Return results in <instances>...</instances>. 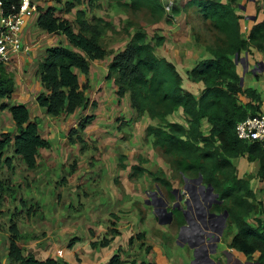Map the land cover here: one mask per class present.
Instances as JSON below:
<instances>
[{
    "label": "trees",
    "instance_id": "16d2710c",
    "mask_svg": "<svg viewBox=\"0 0 264 264\" xmlns=\"http://www.w3.org/2000/svg\"><path fill=\"white\" fill-rule=\"evenodd\" d=\"M6 4L20 0H4ZM55 5L38 7V28L47 33L63 35L66 41L50 46L39 64V73L45 91L37 96L40 106L52 116L63 112L73 114L79 109L96 107L97 101L86 94V85L80 81V73L89 74L92 61L111 55L105 36L109 31L117 33L114 23L101 15L89 17L87 6L97 0H53ZM100 1V0H99ZM136 16L145 13L146 23L128 17L123 31L128 36L124 47L118 49L108 65V79H113L118 98L128 97L137 118L149 116L152 122L145 129V136L152 147L166 157V162L178 176L196 178L203 175V182L211 184L222 201L220 210L228 209V228L237 232L231 247L244 252L256 264H264V221L255 226L249 221L252 212L261 213V201H257L252 189V174L238 175L234 159L247 156L249 161L259 160L260 169L255 175L264 182V140H246L238 134V124L262 110L263 98L255 87L241 84L239 59L244 52L264 51V19L257 21L249 33L244 34V16L239 13L241 3L247 0H172L171 13L164 0H107ZM64 3V11H75L74 20L58 14V4ZM87 6H83L84 3ZM256 3V2H255ZM262 6H259V9ZM260 10H264L263 8ZM186 14L191 25L194 42L205 46L207 56L198 60L185 76L178 64L160 50L169 38L160 23L174 24L180 14ZM149 27L153 37H150ZM86 82H89L87 79ZM192 83H202L199 94L190 88ZM193 87V86H191ZM195 87V86H194ZM15 90V78L7 65L0 63V110L9 106L2 101L11 98ZM16 131L0 135V175L5 165L10 166L13 156L7 151L13 147L30 168L37 167L42 148L51 142L40 133L39 124L32 120L29 108L24 104L10 106ZM182 112L183 121L171 120L170 115ZM95 114H87L79 121L78 131L93 123ZM130 122H134V118ZM209 124V130L205 126ZM78 131L72 130L70 138ZM77 138L82 142L83 136ZM83 146H85L83 144ZM126 155H120V165L125 168ZM149 162L139 155L132 165L131 175L141 178L149 174L158 187H165L173 194V179L165 167ZM157 166V172L155 170ZM161 166V167H160ZM9 180L0 178V201L11 190ZM264 188V186H263ZM4 193V194H3ZM115 226V221H112ZM9 260L18 264H70L54 257L46 259L25 255L19 243L16 223H12ZM113 233L120 231L113 227ZM146 232H138L129 243L144 240ZM105 239L104 243H110ZM143 242L141 241V244ZM257 256L256 258L254 256ZM125 262V261H124ZM116 254L111 264H123ZM134 263V262H132ZM143 264H149L144 261Z\"/></svg>",
    "mask_w": 264,
    "mask_h": 264
},
{
    "label": "crops",
    "instance_id": "0c3cea01",
    "mask_svg": "<svg viewBox=\"0 0 264 264\" xmlns=\"http://www.w3.org/2000/svg\"><path fill=\"white\" fill-rule=\"evenodd\" d=\"M238 12L244 16L242 22L245 30L244 34H246V36L255 23L253 19L254 16L256 17V15H258L257 21L264 19V10L259 9L258 11L254 1H248L246 5L241 3ZM37 17L38 11L25 27V41L28 43H32L33 40L35 41L32 48L28 52H22L13 62L7 64L8 70L13 73L15 78V90L11 98L2 99V101H5L10 105L0 110V135L3 132L10 131L14 133L16 131L10 106L14 104H24L29 108L32 120L37 121L39 124L40 133L44 137L48 138L51 142V146L49 148H42L41 152L48 151L54 147L57 148L58 145L61 144L59 148L63 152V155H67V152L75 155H65L64 159H59L57 163H55V161H47L48 167L45 172L46 175H51V183L54 182L53 185L55 187V191L53 192V186L49 185L46 187V189H50V192L46 191V193H44L41 190L39 191L41 196H35L33 191H37L39 189L38 184H34L33 188H29V190L21 193L19 185L23 188L24 186L27 187L26 184L24 185L23 182L20 181L17 182L16 184L18 185H16L15 182L17 181L16 172H18V170L29 172L30 170L34 171V169L37 167L30 169L18 154H14L13 147L7 151L8 156H13L12 163L10 166L5 165L0 178H10L9 182L11 183V190L5 193L3 197L4 200H6L7 196H12L15 197L19 202L15 205L11 216L8 217L10 224L7 225V230H4L5 234H0V239L2 240V243H0V254L2 255L0 256V264H18V262L10 261L8 257L10 237L14 233V230L12 229L13 222L16 223L19 243L22 247H24V254L34 255L37 258L46 259L48 257H54L60 262H68L70 264H111V259L113 256L119 254L123 262L125 261L123 264H143L144 261L148 262L149 264H199V262L202 261L201 258H203L202 253L199 252L201 247L200 243H190L186 240H184L183 243H171L167 246V253L169 254L165 253L166 251L162 249V247H160L162 250L161 254H158V252L155 250V246H159V244L162 245V243H129V238L134 233L131 228L126 229L124 227H118L117 223L121 220H124L122 217L120 219L118 218V216H121L117 211L120 208V203L116 202L118 199L115 200L113 198L112 200L107 201L108 203L106 205L100 206V203L98 202L99 198H102V200L105 199L97 190V175L94 176L93 170L89 171V168H87L89 164L81 163L80 153L86 150L87 146L77 143L78 151L74 152V144H71V146L67 147L63 146L62 141H56L57 139L61 140L59 138L60 134L66 135V133H63L64 126L65 124L69 125L70 123L66 122V118L68 117L67 115V117L64 116L65 114H62V116L60 115V117L52 116L47 112L46 108L40 106L37 101L38 94L41 91H45L41 83L38 68L40 62L44 60L47 55V49L50 47L47 45L45 48L41 47V41L36 39V36H34V32H36L35 30L38 28ZM158 26H161L164 30L167 28L170 31L173 30L172 32H174V37L172 38L175 41H170L169 39L166 43L168 46L165 45L161 52L173 59L178 64L179 69L184 73L192 68L198 60L207 56L205 46L194 42V35L191 31V26L186 21V14L182 13L178 15L174 24L172 25L164 22L160 23ZM31 30L33 31L28 34ZM42 32L45 33V35L43 34L44 36L53 35L54 37H60V41H66L63 35L47 33L44 31ZM177 38L188 39L186 46H189L188 48L190 49L179 45V40L181 39ZM171 42L174 44L170 46ZM172 47L174 48V51ZM177 50H185V53H180V51ZM114 55L115 53L113 52L111 55L106 56L105 59L100 61L93 60L96 61V63L92 61V67L89 73L90 75L86 77V80L93 79L92 81L94 85L91 82V86L93 88L97 82H103L101 84L103 88L100 86L102 88L101 91L104 90V87L109 85L108 89H112V92L115 93V84L113 79L107 78L108 65ZM242 57L246 58L249 62V69L245 74L242 63L238 65L241 75L244 76V83L246 86L255 87L259 90L263 98L262 108H264V71H258V73L253 72L254 68L259 69L263 67L261 62L264 61V51L254 50L251 53L244 52ZM97 70L105 72V80L102 81V79H99L100 73ZM33 73L35 74L32 78ZM191 86L190 88H194L195 90H193L197 94H199L204 88L202 83H192ZM17 91L20 93H17ZM115 97L117 102L116 93ZM78 111L71 114V116L69 115L71 120H76L75 114H77ZM172 115L169 116L170 119ZM204 126L206 130H209V124ZM57 127H59V132H57ZM119 133L122 134V132ZM103 134L106 133L104 132ZM67 135L70 136V132ZM87 135L95 141L96 139L94 137L96 135L97 138L99 136H103L101 133L91 134L90 132H88ZM122 136L123 134L121 137ZM129 137L132 138L133 134H131ZM140 138L142 139V135ZM74 140V142L80 141L77 136L74 137ZM141 144L142 142L140 141L139 145ZM64 147L67 148L65 149ZM123 155H126L127 158V160H124V164L126 165L129 158L127 154ZM139 155L140 153L138 156ZM72 157L74 158L71 160ZM111 158H113V155ZM115 158L117 161L111 163L110 169H112V165L114 164L115 168L118 169L115 170V172L118 173L119 171L118 174L120 177L123 170H125L126 173H131L132 165L135 164L134 162L127 164L126 167L123 168L120 165V156L119 160L117 156ZM38 163L40 164V161ZM234 163L238 168L239 176H244L246 174L256 175L261 165L259 160L249 161L247 156L235 158ZM160 165L165 167V165ZM105 168L107 169L106 166ZM120 171H122L121 175ZM146 176L147 173L141 178H145ZM255 178L260 186V189L258 190H261L264 193V182L259 180V178L256 176ZM254 181L252 183V187L254 185ZM254 192L256 193V199H260L264 210V198L258 196L255 189ZM143 199L145 201V204H143L146 205V198ZM3 203L5 204L4 201ZM37 203L39 205L38 209L34 208L35 204L37 206ZM136 209L130 205L126 210H124L125 212L122 215H129V218H135V216L131 214L137 212L135 211ZM263 215L264 211L259 216H256L255 221L263 219ZM148 216L149 219L152 218L151 214H147V217ZM24 217H26V219H24ZM41 218L47 219L40 220ZM113 218L116 219L115 226H112L111 222L114 220L110 221V219ZM157 219L159 222V218ZM20 220H25L27 230H24V225L21 224ZM44 224H47V228H45ZM103 227L104 230L101 232V228ZM113 227L117 228L120 232L113 233L111 231ZM41 228H43L44 231L42 230V232H39ZM95 232L96 234H94ZM29 233H31L33 236L31 243H28V241H30V238H28ZM43 233V238H37ZM175 236L177 237V234ZM104 239H111L110 243H104ZM4 240H6L7 243H3ZM137 248H140L139 251H136ZM219 248H221V250H227V258H223L224 264H231L230 259L235 260V258H237V260L242 264H256L255 259L251 260L248 257H245L241 252H237L235 248L231 247L230 242L219 243ZM148 253L151 254L150 257H148ZM223 256L224 254L218 251L217 253H213L211 256H209L208 259L212 260L213 258L215 263H217L216 261ZM254 257L256 258L257 256L255 255Z\"/></svg>",
    "mask_w": 264,
    "mask_h": 264
},
{
    "label": "rangeland",
    "instance_id": "374dc122",
    "mask_svg": "<svg viewBox=\"0 0 264 264\" xmlns=\"http://www.w3.org/2000/svg\"><path fill=\"white\" fill-rule=\"evenodd\" d=\"M34 1L37 4V8L38 7L47 8L50 5L56 4V2L53 0H34ZM63 1H66V0H63ZM164 1L168 7L170 1L172 0H164ZM248 1L256 2L257 8L259 6H262L260 9L262 8L264 9V0H247V2ZM58 5L59 6H58L57 12L59 15H62L71 20H74L75 11L77 8H74L72 12H65L64 3L62 2ZM87 5H88L87 2L83 4V6H87ZM172 5H173V2H172ZM87 11H88V15L90 18L93 17V15H101V16L106 17L112 23H114L115 28L118 30L117 33H114L113 31H109L108 34H106L105 36V40L107 42L106 45L110 49V54L113 52H116L118 48H122L126 44L128 36L125 35L126 33L122 29L128 17L131 16L142 23L148 22L147 16L145 13L134 16L131 13L125 11L122 7H119L118 5L108 2L107 0L95 1L93 5H90L89 7L87 6ZM168 11L171 13V8H168ZM167 29L163 30L164 33L168 36L170 41L171 40L175 41L172 38L174 37V32H172L173 30L170 31L169 29L168 30ZM33 30L29 31L28 34H30V32H32ZM149 30H150V34H149L150 37H153L154 34L152 32L153 31L152 28L149 27ZM35 31L36 32H34L35 33L34 36H36V39H39V41H41V44H40L41 47L45 48L46 45L47 46L58 45L61 42H64L63 40L60 41V37H54L53 35L44 36L45 33H43L42 32L43 30L39 28H37V30ZM191 31H192V28H191ZM177 39H181L179 40L180 41L179 45H181L184 48L190 49L188 48L189 46L188 47L186 46L188 39H183V38H177ZM32 43H35V41L33 40ZM172 44L174 43L171 42L170 46ZM166 46H168V44H166ZM172 49L174 51L173 47ZM177 51H180V50H177ZM181 52L185 53V50L180 51V53ZM93 62L96 63V61H93ZM97 71L100 73L99 79H102V81L105 80L106 79L105 72H102L101 70H97ZM34 74L35 73L32 74V78ZM184 74L185 76H187V73H184ZM89 75L90 74L86 75V74L80 73V81L83 85L87 86V88H85L86 94L90 97L91 100L97 101V105L96 107L93 108L90 104L87 111L80 109L77 112V114H75L76 120L74 119L71 120L70 119L71 114L63 112V114H65L64 115L65 117L68 116L66 118V122L70 123L69 125L65 124L63 133H66L67 135L70 132V135H71L72 130L78 131L77 128L79 127V121L83 117H85L87 114H95L94 121L93 123L88 125L85 128V130L78 131V134H73V137H76L77 135L79 137V134H82L83 136L82 142L80 141L74 142L70 138L69 135L66 136L64 134H60L59 138L61 140L57 139L56 141L57 142L62 141L63 146H67V147L71 146V144L72 145L74 144L73 145L74 152L78 151L77 143H79L80 145L84 144L85 146H87L86 150H84L85 152L83 151L80 153L81 163L89 164V166L87 167L89 168V171L93 170L94 176L97 175V182H96L97 190L102 194L103 198L105 199V200H102V198H99L98 202L100 203V206L106 205L108 203L107 201L112 200L113 198L115 200L118 199L119 202L118 200L116 202L120 203V208L117 211L121 215L120 217L118 216V218L119 219L121 217L124 218V220H121L117 223L118 227H124L126 229L131 228L134 234L145 231L147 233V235L145 236V239L136 240L135 243H141V241L143 243H148V242L162 243V245L161 244H159V246L156 245L155 250L159 254L160 251H162L160 247H162V249L166 251L165 253H167L168 245H170L171 243H179L177 242V237L175 236L178 232L179 226L181 225V223L183 222L186 223L189 220L188 215L185 212H183V210L180 209L179 205L177 204L179 201V198L181 196H186V195L190 197L191 196L190 187L192 185H196L198 188L200 187L203 188V186L201 185L200 182H195L191 180V178L188 176L187 177L178 176V174L174 170H172L171 166L166 162L167 161L166 157H164L161 153H159L157 150H155L152 147V145L149 142V139H147L145 136V132H146L145 129L148 126V124L152 122V119L149 116L146 115L138 119L135 110H133L130 106L131 103L128 97L125 96L121 99L117 97V102H116V97H115L116 87L114 88L115 93L112 92V89H108L109 85H107V87H104V90L101 91V89L103 88L101 84L103 82H97V84L93 88L91 86L93 83L92 81L93 79H90L89 82L85 81L86 77H88ZM17 93H20V92L17 91ZM133 118H134V122H130L131 119ZM184 119H185L184 114L181 111L171 116V120L183 121ZM57 132H59V127H57ZM88 132H90L91 134L101 133L103 136H99L97 138V135H96L94 137L96 139L95 141L87 135ZM104 132L106 134H103ZM119 132H122L123 134L122 137H121L122 134ZM131 134H133L132 138L129 137ZM141 135H142V139L140 138ZM138 136H139V139H138ZM140 141L142 142L141 145H139ZM59 146H61V144H59L57 148L54 147L45 152L44 151L41 152L40 150V153H39L40 164L38 163V166L37 168L35 167L36 169H34V171L30 170L29 172L27 171L24 172V171L18 170V172H16L17 181L15 182V184L17 182L22 181L23 184L24 185L26 184L27 186V187L24 186L22 188L19 185V189H21L20 190L21 193H24L25 191L29 190V188H33L34 184H38L39 186V189L37 191H33L35 196H41L39 192L41 190L44 193H46V191L50 192V189L48 190L46 189V187L49 185H52L53 192L55 191V187L53 185L54 182L51 183V178H50L51 175H46L45 171L47 170V167H48L47 161H50V162L55 161V163H57L59 159L60 160L64 159V156L66 154L63 155V152L61 151ZM67 147H64V148L66 149ZM139 153L143 155L149 161L147 162L146 166L152 167L153 163H155L156 165L158 164L165 165L167 174L171 176V178L174 181V186H176L175 188L172 189L173 194H169L168 190L165 187H158L156 182L153 181L152 176H150L149 174H147L145 178H137V177L132 176L130 172L126 173V171L123 170V172L120 171V175L122 172V175L120 177L118 174L119 171L118 173L115 172V170H118V169L115 168L114 164L112 165V169H110L111 163L114 161L115 162L117 161V159L115 158L116 156L118 157V160H119V156L121 154H127L129 158L127 164L129 163L131 164L133 162L138 163L137 159L139 157L138 156ZM67 155L74 156L75 154L67 152ZM112 155L114 159L111 158ZM73 158L74 157H72L71 160ZM55 163H52V164H55ZM105 166L107 167V169L105 168ZM157 169H158L157 166H155L156 172L158 171ZM7 179L10 181V178H7ZM253 181H254V185H253L254 188L252 187L253 190L255 189L258 196L264 198V193L261 190H258L260 189V186L255 178V175H253V179L251 182L253 183ZM8 183L9 185H11L10 182ZM208 185L206 183V187ZM154 191H157V194H154ZM161 191L163 192V194H161ZM214 191H211V192L213 193ZM143 198H146V201H147L146 205H144L145 201ZM213 200L214 198L211 196L210 199L207 201V203L208 204L210 203L211 205ZM3 201L5 202V204L3 203ZM257 201L259 202L260 199L258 198ZM18 202L19 201H17V199L12 196H7L6 200L0 201V234L1 235L5 234L4 230H7V225L10 224L8 217L11 216V214L13 213L14 207ZM203 202L204 201L201 198L199 203H203ZM215 202L220 203V201H217V200H215ZM130 205L135 209L137 208L135 211L137 212L139 211L138 213L140 215L137 212H135L134 214H131V215H134L135 218L134 217L129 218V215H122L125 212L124 210H126L128 206ZM166 207H169V208L171 207V209L174 210L173 221L167 224L160 223L158 222V219H157L158 214H160V211L162 208H166ZM34 208L36 209L39 208L38 203H37V206L35 204ZM261 213L252 212L250 214L249 221L251 222V224L253 223L256 226L258 225V221H255V219H256V216H259ZM147 214L149 215L151 214L152 218L149 219V216L147 217ZM189 217L190 219H193L196 221L199 220V217L197 216L196 212L192 213V215ZM27 218H32V217H27ZM24 219H26V217H24ZM43 219L45 220L47 218H41L40 220H43ZM145 219L147 220V222ZM163 219H166V218L163 216ZM111 220L115 221L116 219L113 218V219H110V221ZM20 221H21V224L24 225V230H27V225H26L25 220L23 221L20 220ZM263 221H264V215H263ZM44 225H45V228H47V224H44ZM224 228L226 229L223 232L224 238L220 241V243H229L230 239H232L233 235L237 232V227H234L233 231H231L228 228L227 221H225ZM42 230L43 228H41L39 232H42ZM103 230H104V227L101 228V232ZM94 234H96V232ZM43 236H44V233L41 236H38L37 238H43ZM28 238H30V241H28V243L29 242L31 243L33 239V236L31 233H29ZM0 243H2L1 239H0ZM3 243H7L6 240H4ZM194 243H198V242H194ZM159 248H160V251H159ZM139 249L140 248H137L136 251H139ZM0 256L2 255L0 254ZM150 256L151 254L148 253V257ZM224 257L226 258V256L224 255L222 257V262H223Z\"/></svg>",
    "mask_w": 264,
    "mask_h": 264
},
{
    "label": "flooded vegetation",
    "instance_id": "af4514ba",
    "mask_svg": "<svg viewBox=\"0 0 264 264\" xmlns=\"http://www.w3.org/2000/svg\"><path fill=\"white\" fill-rule=\"evenodd\" d=\"M191 180L199 182L195 180V178H191ZM201 185L203 186V188H198L196 185H192L190 187V197H187V195L181 196L180 203L182 206V210L183 212L186 211L189 220L186 223H181V225L179 226L177 232V242L183 243L184 240H186L190 243H200L201 247L199 252L202 253L203 258H201L202 261H200L199 264H224V262L220 261V259L222 258H219L216 261L217 263H215L214 259L209 260L208 257L213 253H217L218 251L224 254V250H221L219 248V243L224 238L223 232L224 230H226L224 228V216L221 215L225 210H220L222 201L219 199V196H215V191L213 190L214 192L212 193L209 189H207L208 187H206V183L203 181ZM211 196L214 198V200L210 205V203L208 204L207 201ZM201 198L204 201L203 203H199ZM215 200L220 201V203L215 202ZM169 210H172L171 207L169 208ZM193 211L196 212L199 220L196 221L190 219L189 216H191L192 213H195ZM161 214H163L164 216H168L164 211H161ZM225 256L227 258V255ZM230 263L242 264L237 260V258H235V260L230 259Z\"/></svg>",
    "mask_w": 264,
    "mask_h": 264
},
{
    "label": "built area",
    "instance_id": "2783aa9c",
    "mask_svg": "<svg viewBox=\"0 0 264 264\" xmlns=\"http://www.w3.org/2000/svg\"><path fill=\"white\" fill-rule=\"evenodd\" d=\"M172 6L170 1L169 6ZM38 11L34 0H20L6 4L0 0V63L13 62L22 52H28L33 43L25 41V27ZM238 134L246 140H264V108L238 124Z\"/></svg>",
    "mask_w": 264,
    "mask_h": 264
},
{
    "label": "water",
    "instance_id": "95a60500",
    "mask_svg": "<svg viewBox=\"0 0 264 264\" xmlns=\"http://www.w3.org/2000/svg\"><path fill=\"white\" fill-rule=\"evenodd\" d=\"M255 18H256V17L254 16L253 19H255ZM236 61L242 63L243 68H244V74H245V73L247 72V70L249 69V62H248V60H247L246 58H244V57H241V58L239 59L238 55H236ZM261 64H263V67H261V68H259V69L254 68V69H253V72L258 73V71H264V61H262ZM241 84H242V85L244 84V76L241 77ZM195 180H197V181H199V182L202 183V181H203V175H200L199 177L195 178ZM207 187H208V189H209L210 191H213V190H214V187H213L211 184H209ZM178 189H179V188H178ZM178 189H177V190H178ZM154 194H157V191H154ZM161 194H163L162 191H161ZM215 196L218 197V196H219V193L215 192ZM180 200H181V197L179 198V201H178L177 204L179 205L180 209H182V206H181ZM151 202H152V201H151ZM149 203H150V202H149ZM185 210H186V209H185ZM161 211L166 212V214H167L168 216H164L163 214H161ZM161 211H160V214H158L159 222H160V223H166V224H167V223H170V222L173 220V217H174V210H169V208L166 207V208H162ZM185 213H186V211H185ZM221 215L224 216V221H226V220H227V217H228V215H229V211H228V209H225V211H224ZM163 216H164L166 219H163ZM236 251H237V252H241L245 257H247V255H246L244 252L239 251L238 249H236ZM160 253H161V251H160ZM160 253H159V254H160ZM223 253H224L225 255H227V251H226V250H224ZM220 261H222V259H220ZM255 263H257V261H256Z\"/></svg>",
    "mask_w": 264,
    "mask_h": 264
}]
</instances>
